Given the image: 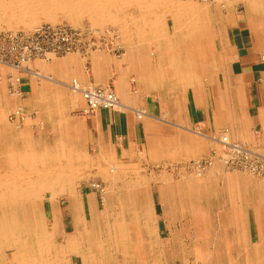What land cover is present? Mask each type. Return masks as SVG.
<instances>
[{
  "label": "crops",
  "instance_id": "obj_1",
  "mask_svg": "<svg viewBox=\"0 0 264 264\" xmlns=\"http://www.w3.org/2000/svg\"><path fill=\"white\" fill-rule=\"evenodd\" d=\"M145 2L137 35L120 38V56L96 51L84 58L70 53L50 62L34 60L28 67L41 76L20 73L22 98L11 95L6 82L0 81L18 99L16 104L32 109L24 108L28 116L17 129L6 130L0 165L12 171L9 158L52 157L50 186L55 197L46 199L44 216L54 228L56 242H70L75 248L67 251L71 264H103L96 246L85 250L88 240L103 236L109 214L114 219L118 212L114 220H124L125 210L132 213V221L148 214L160 237L165 231L166 241L173 238L160 247L161 255L145 257L146 264H264V175L251 179L226 174L216 161L202 181H166L157 173L146 185L138 176L132 187L148 190L146 208L134 196L122 203L119 198L116 204L112 199L107 202L92 186L112 182L104 175L106 169L115 173L109 169L112 164L135 168L141 153L156 162L196 157L201 147L194 135L216 144L213 137L225 127L230 139L264 151V12L252 0ZM122 20L121 28L128 33V22ZM72 78L113 89L121 106L76 115L83 101L67 87ZM138 109L146 113L141 119L135 116ZM256 129L262 130L259 144ZM8 138L20 149L26 145L46 153H18ZM121 204L127 206L119 212L115 205ZM200 228L224 241L211 250L215 255L196 247L188 256L177 239L184 230L195 235Z\"/></svg>",
  "mask_w": 264,
  "mask_h": 264
},
{
  "label": "bare ground",
  "instance_id": "obj_2",
  "mask_svg": "<svg viewBox=\"0 0 264 264\" xmlns=\"http://www.w3.org/2000/svg\"><path fill=\"white\" fill-rule=\"evenodd\" d=\"M252 2H253L252 4H255L259 8V10H262L264 12V0H252ZM145 3H146L145 0H55L54 5H56L55 7H59L67 11L79 12V11L86 10V12L84 13H87L89 16L94 15L96 18L93 21L101 24L105 22L107 23L109 21L114 22V21H117L116 19H119L118 17L119 15L117 16V13L113 12V8L115 9L117 8L118 10L121 9V11L122 9H127L128 7L133 6V5H136V7L139 5L140 7L143 8L146 5ZM195 4L197 5V3ZM36 7L37 5L30 3V0H0V12L2 13L4 12L5 14L6 12L10 13L9 16L12 19V23L10 24V26L12 27H17V24H16L17 18H14L18 14L16 12V9H19L22 13H25L26 11H29L30 9H34V8L36 9ZM145 11H146V8L143 10V12ZM47 12L48 11H46V13ZM149 14H151V12ZM155 17L153 18L155 19ZM24 19L26 20L25 25H27L29 29H32L34 26L37 25V23H39L35 19H32V20H27L26 18ZM45 19L53 23H55L56 20L58 21V19L52 14H47ZM25 20H23V22ZM77 20L79 21V19ZM71 24H74V23H71ZM124 30L126 29L124 28ZM9 161L11 165L14 164L13 165L14 168L11 169L12 171H6V170L4 171V169L0 165V206L3 204L7 205L6 207H8V205L14 206L15 204L20 207L22 206L23 209L21 210L23 211L21 212V215L23 217H21L20 220L18 221L17 219H15L16 224H13L15 222L13 221L11 225V223L9 222L7 218L10 216L8 215L6 218H4L3 215L0 214V264H8L9 262L8 256L2 253V251H5V249H8V250L10 249L12 253V261L14 264H70L71 260H70V257L66 256L68 254V252L66 251L71 252V250L74 251L75 248L71 247L70 242L65 241L64 243L58 244L54 240L51 241L54 228L49 226V220L45 219V216L43 212L41 211V205L42 207H44L43 206L44 198L52 199L55 197L54 190L50 186L52 182H50L51 173L49 172L51 169L50 166L53 160L47 156L41 157V159L39 158L34 159V158H29L28 156L21 155L18 158H9ZM27 165L30 167L27 168ZM109 169H111L110 171L115 170V173L111 174L109 173V170L106 169L104 170L105 171L104 175L105 177H109L112 179L111 186H113L115 184V179L117 178L115 174L118 175L119 173H121V171L124 170L125 167L120 166L118 164L117 165L112 164ZM58 175H61L60 172H58ZM69 176H72V175H69ZM143 180H140L142 185H143ZM66 181L67 183H69L68 179ZM73 181L75 180L73 179ZM71 184H74V183H71ZM70 185L68 184V186ZM104 193H105V190H104ZM10 209H12V207H10ZM14 210H12L13 213H15ZM42 210L44 211V208H42ZM6 211L7 210H5V212ZM6 213L9 214L8 212ZM13 219H14V216H13ZM139 221L140 220L138 218L133 219V223L136 224L137 230L140 228ZM145 222L146 221L143 222L144 227L147 225V222L146 224ZM13 225L16 226L15 231H14ZM127 226L128 225L126 224L125 219L117 220L113 226L114 231L111 232L109 235H104V237L97 240V242L91 239V244L94 247L96 246L95 249L97 248V250L99 251L100 258L102 259L103 264H112V263L130 264V263H133V260H137L139 263H142V264L146 263V260L144 258L145 256L140 255L139 257L137 252L129 250L128 241L131 240L130 238L132 235L129 232V230H126ZM134 236H135L134 240H137L138 242H140V244L142 242V245H145L143 243L144 241H147V239L145 237L143 238L141 233L138 232L137 234H134ZM172 240L173 238L170 237L169 241L164 240L161 243L165 245L166 244L169 245L172 242ZM138 244L139 243H137L136 245L138 246ZM58 245H59V249H58ZM136 245H135V249H136ZM54 246L57 249L53 251L52 247ZM146 246L148 247L147 244ZM89 248H86L85 250H89ZM113 249H115L116 254L112 253ZM56 251L60 255L58 254L56 255V253H54ZM199 254H201V252L200 253L198 252L197 255Z\"/></svg>",
  "mask_w": 264,
  "mask_h": 264
},
{
  "label": "rangeland",
  "instance_id": "obj_3",
  "mask_svg": "<svg viewBox=\"0 0 264 264\" xmlns=\"http://www.w3.org/2000/svg\"><path fill=\"white\" fill-rule=\"evenodd\" d=\"M54 2H55V0H30V3L37 5L36 9L35 8L34 9H30L29 11H26L25 13H22L19 9H16V12L18 14L14 18H17L16 19L17 20L16 21L17 27L10 26V24L12 23V19L9 16L10 15L9 12H6V14L4 12L3 13L0 12V30H3V29L4 30H9V29L10 30H14L15 28H16L15 30H17V29H19V30L20 29H22V30H30L27 27V25H25L26 20L24 18H26L27 20H32V19L37 20V22H39V23H37V25H39L41 23H46V22L53 23V22L47 21L45 19L47 14H52L58 19V21L56 20L55 23H65V24H68V25H70L72 27L90 26V27L100 28V29H103V28H106V27H114V28H116L119 31L120 36L122 38H124V37L131 36L132 34L137 35L136 31L139 28V26L142 25V23H143V19L140 16V13L143 12V10L145 8L144 7L142 8L139 5L137 7H136V5H133V6L128 7L127 9H122V11L124 10L123 12L121 11V9L118 10L117 8L116 9L113 8V12L117 13V16L119 15L118 16L119 19H116L117 21H114V22H110L109 21L107 23L105 22V23H101L100 24V23H97V22L93 21L96 18L94 15L89 16L87 13H84V12H86V10L79 11V12H77V11H67V10L61 9L59 7H55L56 5H54ZM200 5H202V4H200ZM50 9H52V10H50ZM46 11H48V12L46 13ZM44 14H45V16H44ZM68 14H70V15H68ZM153 14H157L156 11L153 12ZM83 16H84V18H83ZM37 17H38V19H37ZM120 18L124 19V20H127V22H128V28H127L128 29V33L126 31H124L123 27L121 28L123 20H121ZM21 19H23L25 21L23 22V20H21ZM77 19H79V21ZM72 21H74V22H72ZM156 21L158 22L159 20H156ZM156 21H154V22H156ZM71 23H74V24H71ZM0 87H2V90L0 89V156L2 157V156H4L3 155V152H4V147H3L4 145L3 144H5V141H6V135H7L6 130L8 129V127H11L12 129H17L15 126L11 125L8 122L7 116L9 114L10 110H12V108L15 105L18 104V103L16 104L18 99L14 98L13 96H10L7 93L6 89L4 88L3 84H0ZM24 108L28 112L32 111V109L27 107V106L24 107ZM255 135H257L256 136L257 138H256L255 142L257 144H259L260 141H257V139H258V137L259 138L262 137V130L256 129V131L254 133V136ZM263 135H264V133H263ZM194 137L197 138V140L199 141V145L201 147L200 153L196 157H199V156H202V157L196 158V157H188V156L186 157L185 156V157H183L181 159H178V160H173L172 159V160H167L165 162H156L154 160H150V159L146 158L145 157V153H143V154L141 153L139 155L140 157L137 160V162L133 163V164L137 165V166H135L137 169L136 168H132V167H134V165L133 166H127V167L123 166V165H120V166L125 167L126 171L120 173L119 177L116 178L118 180L115 181V184L113 186H111L112 184L110 182H109V185H107V186H105L101 182L104 185V187H106L105 188V193L106 194L102 193L101 195H103V197H105L106 200H108V202H110L111 199H112V202H114V204L117 203L118 198L120 199V203H122V200H124V201L128 200L127 199L128 196H134V197L139 198L141 203L144 205L143 208H146L147 200L149 198L148 190L146 188H144V187L143 188L142 187L139 188V190L138 189H133V187H132V185L135 184V180L137 181L138 176H140V179H145L146 185H149L148 183H150V180H151L150 176H153V174H157V173H162L163 176H166L167 177L166 181L184 180L186 178H191V179L196 180V181H202L204 179V175L206 174V172L209 170V168H211L213 166V164L216 161H218V159L213 160V163L206 169L205 173H203V175H198V176L192 171L190 166H188V163L191 160L202 159L204 156L208 155V153H210L211 150L215 149L217 145L214 142H209L205 136H202L200 134H196V135H194ZM8 144L9 145H14L15 148L19 149L18 153L21 152L22 154L23 153L24 154L32 153L33 155H35L37 153H39V154L40 153L41 154L42 153H46V151H42V150H40V151L31 150L26 145L24 146V148L20 149V147H16L15 146L16 144H14L11 141L10 138H8ZM207 146H211L210 147V152L205 151L204 148L207 147ZM246 148H248V147H246ZM248 149L256 151V152L264 155V151H262V150H260L258 148L253 147V148H248ZM35 157L37 158V156H35ZM50 158H52V157H50ZM2 159H3V157H2ZM218 162L221 164L222 170L226 174H236V173H238V174L246 175L247 177H249L251 179L257 178V177H260V176L264 175V174L263 175H254V174H251L250 172L245 171L243 169L229 170V169L225 168L220 161H218ZM127 169H128V171H127ZM129 185L131 187H129ZM43 201H44L43 202V206H45V208H46L47 207L46 199L44 198ZM6 206L7 205H5V204L0 206V214H2L4 218H6L9 215L10 217H7V218L9 220V222L11 223V225H12L13 221H15V219H17V221H18V220H20L21 217H23L21 215V212L23 211V210H21V209H23L22 206L20 207V206H18L16 204L14 206L13 205H8V207L10 206V207H12V209H10V207L8 208ZM115 206H116V209L120 212L121 209H123L124 206H127V205H124V204L122 205L121 204V205H115ZM42 208H44V207H42V205H41V211L46 216V214H45L46 212H44L42 210ZM14 209H16V210H14ZM5 210H7L6 212H8L9 214H7L5 212ZM9 210H10V212H9ZM12 210H14L15 213H13ZM118 214L119 213L117 212V214L114 215L115 216L114 219H116V217L119 216ZM121 214L124 215L125 222L128 225L127 226L128 229L126 228V230L130 229V231H131L130 233L132 235L131 238H130L131 240L128 241L129 250L137 252L139 257H140V255L145 256L147 258H150V257L154 258L155 256L158 257L160 255V251H159L160 247L161 246L166 247V245H163L161 243L162 241L167 239L166 238L167 236H165L166 232L163 231L161 237L159 235H157L156 229H153L152 225H150V220L147 217V214L143 213L142 215H140L143 219L139 221L140 228L138 230H137L136 224H134L132 219H131V217H132L131 214L132 213L130 211H126L125 210L124 213H121ZM144 215H145V217H144ZM13 216H14V219H13ZM112 216H113L112 214H109L108 215V220L103 224L104 225L103 228H102L103 236L92 237L91 238L92 240H99L102 237H104V235H109L111 232L114 231L113 230V225L115 224L116 220L112 219L111 218ZM144 221L147 222L148 226L147 225L145 227L143 226V222ZM146 222H145V224H146ZM179 223L181 224V226H183L186 223V221L183 220L182 222H179ZM13 224H16V221ZM111 225H112V227H111ZM201 225H202V222H201ZM13 227H14V231H15V227L16 226L13 225ZM138 232L141 233L143 238L145 237L147 239V241H144V243H143L145 245H142V242L140 244V242H138L137 240H134L135 239L134 234H137ZM196 232L197 233L194 235V234H191L190 231L184 230L183 231L184 236H181L180 238H177L180 241V243L182 244V246L185 247V249H186L185 251L187 252L186 255H188V256L192 257L194 255V253H192L190 251L193 248L197 247L198 249L202 250V252L206 255V253L203 250H210L209 252H212L211 250H214V248L215 249H219L220 248V246L218 244H224V241L222 239L215 238L213 236H208L207 232L203 228L197 229ZM52 234L53 235L51 237V241H53V240L56 241L55 240L54 231H53ZM91 239L88 240L90 243L89 242L87 243V247L86 248L90 247L91 249H94V246L91 244ZM146 242H148V243H146ZM137 243H139L138 246H139L140 249L136 245ZM146 244L148 245V247L146 246ZM135 245H136V249H135ZM149 245H150V247H149ZM52 248H53V251L57 249L55 246L52 247ZM90 248H89V250H91ZM58 249H59V245H58ZM2 253L4 255L8 256V259H9L8 264H14L13 261H12V253H11L10 249L9 250L5 249V251H2ZM95 253H96V256L100 255V253H97V252H95ZM112 253L116 254L115 249L112 250ZM69 254H70V252L66 256L69 257ZM212 254L215 255V253H213V252H212ZM58 255H60V254H58ZM162 255L165 256V257L167 256V254H162ZM168 255H169L168 257L171 258L169 260H171V261L175 260V256L173 254L169 253ZM221 255H223V254H221ZM239 255L240 254H236L238 259H239ZM73 260H74V258H73ZM71 262H72V260H71ZM71 262H70V264H71ZM130 264H142V263H139L137 260H133V263H130Z\"/></svg>",
  "mask_w": 264,
  "mask_h": 264
},
{
  "label": "built area",
  "instance_id": "obj_4",
  "mask_svg": "<svg viewBox=\"0 0 264 264\" xmlns=\"http://www.w3.org/2000/svg\"><path fill=\"white\" fill-rule=\"evenodd\" d=\"M210 3L214 0H196ZM221 6L224 2H220ZM120 33L114 27L103 29L90 26L72 27L65 23H41L30 30H0V81H5L7 89L16 98H22L20 73L29 72L41 76L28 66L34 60L50 62L54 58L70 53L86 57L96 51H106L117 56L122 54ZM262 59V57H261ZM2 70L6 72H2ZM134 82V79H131ZM69 90L80 95L83 105L76 111L80 117L88 116L99 109H117L121 106L117 94L109 87L84 85L72 78L67 85ZM135 92V90L133 89ZM143 109L135 110L137 119L145 115ZM27 111L21 104L15 105L7 116L13 126H20L27 118ZM230 130L225 127L213 137L216 148L202 159L191 160L188 166L198 176L218 159L229 170L243 169L254 175L264 174V155L250 150L241 143L230 139ZM100 194L105 187L101 182L92 184Z\"/></svg>",
  "mask_w": 264,
  "mask_h": 264
}]
</instances>
